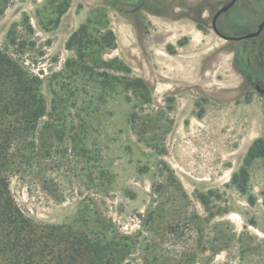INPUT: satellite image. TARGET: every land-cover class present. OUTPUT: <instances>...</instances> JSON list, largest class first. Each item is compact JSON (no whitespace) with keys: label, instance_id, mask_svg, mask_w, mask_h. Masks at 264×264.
<instances>
[{"label":"rangeland","instance_id":"1","mask_svg":"<svg viewBox=\"0 0 264 264\" xmlns=\"http://www.w3.org/2000/svg\"><path fill=\"white\" fill-rule=\"evenodd\" d=\"M133 7L0 0V46L37 78L45 107L10 151V194L37 223L104 235L122 264H264V154L246 162L264 147L263 100L209 99L239 82L213 54L226 44L122 13ZM206 57L221 63L197 65Z\"/></svg>","mask_w":264,"mask_h":264},{"label":"trees","instance_id":"2","mask_svg":"<svg viewBox=\"0 0 264 264\" xmlns=\"http://www.w3.org/2000/svg\"><path fill=\"white\" fill-rule=\"evenodd\" d=\"M82 28L70 36L67 49L73 47ZM10 43L14 45V39ZM33 78L12 51L0 46V264H122L121 247L104 235L37 223L10 194L8 167L14 164L10 151L15 143L26 142L45 112L37 95V78ZM258 144L249 149L247 163L264 154Z\"/></svg>","mask_w":264,"mask_h":264},{"label":"flooded vegetation","instance_id":"3","mask_svg":"<svg viewBox=\"0 0 264 264\" xmlns=\"http://www.w3.org/2000/svg\"><path fill=\"white\" fill-rule=\"evenodd\" d=\"M133 5L122 13L143 20L140 13L178 23L186 21L197 31L208 33L226 45L217 47L213 54L218 59L229 58L234 74L239 78L235 87L216 88L209 99L226 104L237 96L254 93L264 103V0H123ZM157 5L161 11H151ZM228 8L219 13L223 8ZM219 13V14H218ZM229 38L255 34L243 40H224L213 30ZM145 57V56H144ZM207 58V57H206ZM146 58L139 65H145ZM208 60L197 65H219ZM263 91V93H262Z\"/></svg>","mask_w":264,"mask_h":264},{"label":"water","instance_id":"4","mask_svg":"<svg viewBox=\"0 0 264 264\" xmlns=\"http://www.w3.org/2000/svg\"><path fill=\"white\" fill-rule=\"evenodd\" d=\"M227 8H228V6L225 7V8H223L221 11H219V13L222 12V11H224V10H226ZM219 13H218V14H219ZM213 30L215 31V33H216L219 37H221V38L224 39V40H234V41H238V40L248 39V38L253 37V36L255 35V34H246V35L241 36V37L229 38V37H224V36L220 35V34L217 32L215 26H213ZM145 83H146V85L149 87V90L151 91V93L153 94L154 91H155V82H153V83H149L148 81H145ZM262 93H263V91H262Z\"/></svg>","mask_w":264,"mask_h":264}]
</instances>
